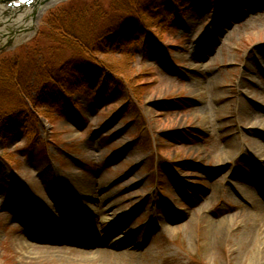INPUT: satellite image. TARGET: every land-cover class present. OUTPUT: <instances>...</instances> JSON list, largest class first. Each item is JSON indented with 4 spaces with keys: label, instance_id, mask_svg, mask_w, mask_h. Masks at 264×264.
<instances>
[{
    "label": "rangeland",
    "instance_id": "rangeland-1",
    "mask_svg": "<svg viewBox=\"0 0 264 264\" xmlns=\"http://www.w3.org/2000/svg\"><path fill=\"white\" fill-rule=\"evenodd\" d=\"M122 1L45 0L29 29L0 30V77L28 84L40 121L36 137L11 117L0 130V264L89 251L87 264H243L239 234L212 221L241 215L248 187L264 204V0H147L174 5L161 27ZM81 12L97 35L125 18L143 28L125 48L96 46L104 67L43 106V74L72 76L80 56L52 31Z\"/></svg>",
    "mask_w": 264,
    "mask_h": 264
},
{
    "label": "trees",
    "instance_id": "trees-1",
    "mask_svg": "<svg viewBox=\"0 0 264 264\" xmlns=\"http://www.w3.org/2000/svg\"><path fill=\"white\" fill-rule=\"evenodd\" d=\"M147 2V0H137L135 4H132L131 2L124 0L121 3H118L119 8H116L115 10H124L128 13H135V15L137 13H143L146 18L157 21L158 26H167L172 19L169 17L171 12H167V10H171V7L173 8L174 5H165V3L158 4L155 7V10L159 11L155 12L152 8L148 7L149 5ZM115 5L117 4L115 3ZM134 9H136L137 12H135ZM93 12L101 16V18L104 17L101 5L95 8ZM95 14H92L94 16L90 15L85 17L83 15L89 14L83 12L78 13L77 18L73 16L76 18V22H73V24L69 26L63 25L56 31H52L53 37H55L56 40H59V44L68 46L73 52H77L80 56L75 60V64L73 63L74 68L72 70L74 71L72 76H66L61 73L64 72L66 68H60L58 71L50 69L43 74L42 78L44 86L41 105H50L53 107L60 102L58 100L59 96L63 101L65 95H68L69 92H72L75 88L81 85L80 77L82 74H80V72H84V68L94 70V68L99 69L104 67L102 64H97L98 60L91 54V52L98 51L96 46L103 49V45L106 42L115 47H121V44H123L125 48V45L132 42L136 35L131 29L136 26L139 27L138 29L140 30L143 28L141 26L142 23L138 18H136L137 22H132L131 19L125 18L118 22L115 21L112 25L107 26V30L104 34L97 35L95 30L92 31L95 28L94 20H98ZM86 18L90 19L87 20ZM93 42L94 44L91 45ZM109 69L120 75V72L111 65ZM42 78H40L41 83ZM115 88L116 91H119L117 87ZM28 89V84L17 76L15 78L8 75L0 77V130L4 128L3 121L7 117H11L9 120L17 121L20 130L27 134V136H38L39 117H37L34 111L26 108L27 105L24 99V97L28 95ZM7 106H10V109L7 112L1 111L2 109L7 108ZM23 113L25 122L21 120Z\"/></svg>",
    "mask_w": 264,
    "mask_h": 264
},
{
    "label": "bare ground",
    "instance_id": "bare-ground-1",
    "mask_svg": "<svg viewBox=\"0 0 264 264\" xmlns=\"http://www.w3.org/2000/svg\"><path fill=\"white\" fill-rule=\"evenodd\" d=\"M42 3L43 0H37L35 6L31 7H9L7 3L1 5L0 30L3 28L12 36L19 28L29 29L32 26V21L41 14L40 12L45 6L44 4L41 7ZM200 83L198 78L195 84L199 87ZM259 125L264 127V124L260 123ZM242 194L248 198L249 206L244 207L239 216L233 214L212 221V228L219 233L221 238L235 232L239 234V254L243 264H264V204L257 196L251 195L252 191L249 187L245 188ZM40 241L43 243V240ZM128 243L131 245L132 242ZM50 244L51 242H47L43 245L49 246ZM110 244L115 247L120 244V241H112ZM93 254L94 252L89 251L87 254L89 257H85L83 262L77 264H87L90 255Z\"/></svg>",
    "mask_w": 264,
    "mask_h": 264
}]
</instances>
